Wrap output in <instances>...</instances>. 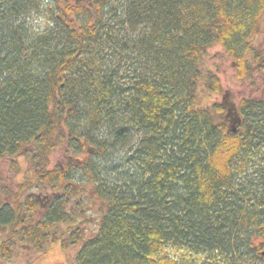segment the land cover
Instances as JSON below:
<instances>
[{"label": "trees", "instance_id": "16d2710c", "mask_svg": "<svg viewBox=\"0 0 264 264\" xmlns=\"http://www.w3.org/2000/svg\"><path fill=\"white\" fill-rule=\"evenodd\" d=\"M84 1L0 0V163L33 164L14 204L0 183V264L16 238L80 244L75 264H264V101L243 99L228 132L223 106L198 93L217 44L248 71L240 47L252 48L264 0ZM208 87L222 91L213 73ZM133 132L112 182L82 158L50 167L59 145L105 159ZM39 183L60 195L38 219L23 197ZM84 196L103 211L88 239Z\"/></svg>", "mask_w": 264, "mask_h": 264}, {"label": "rangeland", "instance_id": "374dc122", "mask_svg": "<svg viewBox=\"0 0 264 264\" xmlns=\"http://www.w3.org/2000/svg\"><path fill=\"white\" fill-rule=\"evenodd\" d=\"M80 1V0H78ZM84 1V0H81ZM86 3V1H84ZM252 48L240 47V51L244 53L245 59L249 62V69L247 67V72L244 74V68H241L239 72L240 65L239 61L228 54L227 50L220 44L215 45L210 48L205 55L202 62V73L203 78L198 85V93L200 95V104L202 106L212 107L214 104H220L223 106L224 111L222 112V117L226 123L227 129L233 128L236 124L233 122L235 116L230 112L229 108H232L234 103H237L240 99H245L249 95L257 96L260 98L264 96V60L263 63H257L254 59L256 54L263 55L264 58V16L263 22L261 24L260 31L255 35L254 39L251 40ZM239 51V52H240ZM263 53V54H262ZM213 73L218 78L222 91L214 92L208 87L209 74ZM241 74V76H240ZM229 94L225 104L224 96ZM140 133L133 132L129 136L127 141H117L108 145L109 152L106 158L100 157L98 155L91 156L95 149H90L89 151L74 153L73 151H68L65 146L59 145L58 148L50 156V167L56 166L60 163L65 164L70 157L82 158L88 161H93L96 163L97 167L102 170V178L107 180L114 179L119 172H123L128 169L129 162L127 160L129 152L134 150L139 140ZM110 142V141H109ZM32 149L26 150L27 153L31 152ZM32 156V155H31ZM30 155H21L15 159H4L0 163V183H1V194L6 201H11L14 204V196L12 193H16L19 184L29 176V170L33 167ZM16 160V161H15ZM75 177H80L82 173L80 170H73L71 172ZM86 180L87 177L85 178ZM112 182V181H111ZM90 184V182H88ZM89 189V188H88ZM49 192V195H54L50 197L49 201L60 195V191L57 189L45 185L36 184L30 188L23 197V201L29 195H35L36 193ZM49 201L46 204H49ZM44 202V201H43ZM85 213L82 212L85 217L90 221L84 226V237L86 239L93 237L99 229V221L103 216V211L99 209V203L95 204L91 197L84 196L81 203ZM47 206V205H46ZM77 205L71 204L69 211ZM105 204H101L104 207ZM38 204L37 217L43 216L46 210ZM82 216H77V222L82 224L86 218ZM62 229L66 228L60 226ZM80 244L75 246H70L64 248L59 242H49L44 245V249H37L30 241L22 240L20 238L15 239L14 254L10 259L4 260L3 264H75V257L77 251L79 250Z\"/></svg>", "mask_w": 264, "mask_h": 264}, {"label": "flooded vegetation", "instance_id": "af4514ba", "mask_svg": "<svg viewBox=\"0 0 264 264\" xmlns=\"http://www.w3.org/2000/svg\"><path fill=\"white\" fill-rule=\"evenodd\" d=\"M256 97L257 96L249 95L245 99H254V100L257 99V100H260V101H264V96H261L260 98H256ZM241 102H242V99H240L237 103H234V105H235V108L237 109V112H238L240 118L242 119L243 118V114H242ZM69 160H72L74 162H78V164H80V165H83V163H84L83 161L79 162V160H76V158H73L72 156L70 157ZM48 193L49 192H47V194H45V193L41 192V193H36L34 195V198L37 199L38 204L41 206V208H44L43 211L44 210L47 211V209L49 208V206L52 204L53 200L55 199V198H53L52 200L49 201L50 197H53L54 195L51 196ZM48 201H49V204H46V202H48ZM63 226H64V224H63Z\"/></svg>", "mask_w": 264, "mask_h": 264}, {"label": "water", "instance_id": "95a60500", "mask_svg": "<svg viewBox=\"0 0 264 264\" xmlns=\"http://www.w3.org/2000/svg\"><path fill=\"white\" fill-rule=\"evenodd\" d=\"M228 97H229V94H226L224 96V102H225V104H227L226 100H227ZM230 112L235 116V120L233 122L236 124V126H233V128L230 127L229 131L230 132H234V131H236L237 126L241 123V119L239 118L238 113H237V110H236V108H235L234 105H233L232 108H229L228 115L230 114ZM262 256L264 257V251L262 252Z\"/></svg>", "mask_w": 264, "mask_h": 264}]
</instances>
